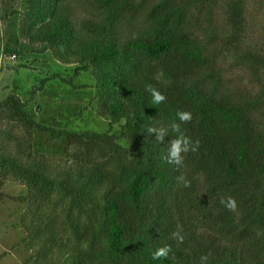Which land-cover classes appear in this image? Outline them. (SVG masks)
Wrapping results in <instances>:
<instances>
[{
  "label": "trees",
  "instance_id": "obj_1",
  "mask_svg": "<svg viewBox=\"0 0 264 264\" xmlns=\"http://www.w3.org/2000/svg\"><path fill=\"white\" fill-rule=\"evenodd\" d=\"M11 13L32 51L75 66L33 93L55 78L90 87L73 83L88 72L98 116L124 121L119 135L57 130L18 95L0 102V202L6 182L26 188L27 262L264 264V0H25ZM173 123L199 141L179 167L165 159ZM149 126L168 129L163 143ZM36 131L65 138L63 156L36 150Z\"/></svg>",
  "mask_w": 264,
  "mask_h": 264
},
{
  "label": "rangeland",
  "instance_id": "obj_2",
  "mask_svg": "<svg viewBox=\"0 0 264 264\" xmlns=\"http://www.w3.org/2000/svg\"><path fill=\"white\" fill-rule=\"evenodd\" d=\"M24 1L0 0V102L11 94L18 95L28 102L27 109L37 121L57 130L111 131L121 134L124 121L117 123L98 116L95 100L91 101L96 92L91 87L95 78L88 72L74 78L73 83L90 87L75 89L72 84L55 78L49 80L42 90L33 93L36 86L53 74L70 77L75 66L56 60L50 52L32 51L30 44L20 37L19 15L11 12L23 10ZM76 11L82 16V9ZM4 50H15L19 55L12 59L11 54L4 55ZM7 123L4 121L0 127ZM120 142L126 145L125 140ZM65 146V138L54 139L49 134L38 131L34 133V148L54 159L63 156ZM2 190L6 197L0 202V264H34L27 262L30 252L22 245L26 232L21 228L20 222L27 210V204L16 199L17 196L26 194V188L10 180ZM3 253L5 254L2 255Z\"/></svg>",
  "mask_w": 264,
  "mask_h": 264
},
{
  "label": "clouds",
  "instance_id": "obj_3",
  "mask_svg": "<svg viewBox=\"0 0 264 264\" xmlns=\"http://www.w3.org/2000/svg\"><path fill=\"white\" fill-rule=\"evenodd\" d=\"M146 91L151 94L152 105L161 104L166 99L164 94H162L158 89H156L151 85L146 86ZM177 116L179 121L181 122H190L192 120V114L189 111H179L177 113ZM172 130L174 132L180 133V124L173 123ZM147 132L148 134L155 133V140L157 142L163 143L165 137L168 134V129L163 126L160 127L149 126L147 127ZM198 146H199V141L193 143L190 141L188 137L180 133L175 138L169 140L168 154L165 159L169 164L176 165L177 167L182 166L184 161V157L182 156V153H187L189 150L195 152L197 151ZM178 179L184 180V177H179ZM184 186L185 187L190 186V182L184 180ZM221 203L224 204V206L230 211H236L237 209L236 200L232 197H228L227 199L221 198ZM172 236L174 239L178 241V243H183L184 236L181 235L180 232L178 231L173 232ZM170 252H171V247L169 245L158 247L153 252L152 259L159 260L162 258H167ZM206 259L207 257L205 256L201 257L202 262L205 261Z\"/></svg>",
  "mask_w": 264,
  "mask_h": 264
},
{
  "label": "built area",
  "instance_id": "obj_4",
  "mask_svg": "<svg viewBox=\"0 0 264 264\" xmlns=\"http://www.w3.org/2000/svg\"><path fill=\"white\" fill-rule=\"evenodd\" d=\"M11 58H12V59H15L16 57H15V55H12Z\"/></svg>",
  "mask_w": 264,
  "mask_h": 264
}]
</instances>
